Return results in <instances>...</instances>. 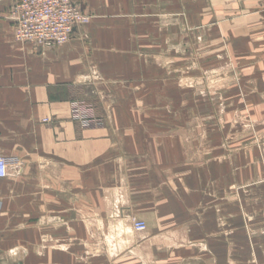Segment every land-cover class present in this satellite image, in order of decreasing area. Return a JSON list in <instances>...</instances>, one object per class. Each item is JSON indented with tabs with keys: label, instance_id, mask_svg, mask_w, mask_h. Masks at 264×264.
I'll return each instance as SVG.
<instances>
[{
	"label": "crops",
	"instance_id": "0c3cea01",
	"mask_svg": "<svg viewBox=\"0 0 264 264\" xmlns=\"http://www.w3.org/2000/svg\"><path fill=\"white\" fill-rule=\"evenodd\" d=\"M18 1L0 264H264L262 0H72L91 21L48 49L14 40ZM79 101L100 126L71 120Z\"/></svg>",
	"mask_w": 264,
	"mask_h": 264
},
{
	"label": "built area",
	"instance_id": "2783aa9c",
	"mask_svg": "<svg viewBox=\"0 0 264 264\" xmlns=\"http://www.w3.org/2000/svg\"><path fill=\"white\" fill-rule=\"evenodd\" d=\"M261 7L264 13V0ZM8 15L13 23L14 40L39 49L62 47L74 29L91 21L72 0H20ZM70 116L82 128L98 127L102 123L94 115L93 107L82 101L71 103ZM17 163L15 157H0V179H5L8 167ZM145 229V222H132L133 232L143 233Z\"/></svg>",
	"mask_w": 264,
	"mask_h": 264
}]
</instances>
